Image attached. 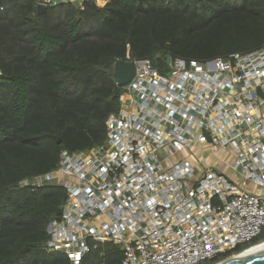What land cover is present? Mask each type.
Instances as JSON below:
<instances>
[{
    "label": "built area",
    "instance_id": "1",
    "mask_svg": "<svg viewBox=\"0 0 264 264\" xmlns=\"http://www.w3.org/2000/svg\"><path fill=\"white\" fill-rule=\"evenodd\" d=\"M125 60L136 72L103 144L62 150L55 170L25 181L66 189L44 248L71 264L106 242L121 247L120 264H202L264 242L252 244L264 232V45L170 57L166 73Z\"/></svg>",
    "mask_w": 264,
    "mask_h": 264
},
{
    "label": "trees",
    "instance_id": "2",
    "mask_svg": "<svg viewBox=\"0 0 264 264\" xmlns=\"http://www.w3.org/2000/svg\"><path fill=\"white\" fill-rule=\"evenodd\" d=\"M39 3L0 0V264H71L44 248L66 189L25 181L55 170L62 150L103 144L105 121L120 107L118 60L150 58L166 73L170 57L207 60L264 45V0L48 2L42 13ZM261 240L264 232L252 244ZM122 258L121 247L106 242L81 264Z\"/></svg>",
    "mask_w": 264,
    "mask_h": 264
},
{
    "label": "water",
    "instance_id": "3",
    "mask_svg": "<svg viewBox=\"0 0 264 264\" xmlns=\"http://www.w3.org/2000/svg\"><path fill=\"white\" fill-rule=\"evenodd\" d=\"M47 7L46 3L38 4V12L42 13ZM136 66L133 61L125 59L118 60L114 65V76L119 86L128 84L134 77ZM60 142V140H58ZM222 264H264V251H260L247 256H231Z\"/></svg>",
    "mask_w": 264,
    "mask_h": 264
},
{
    "label": "bare ground",
    "instance_id": "4",
    "mask_svg": "<svg viewBox=\"0 0 264 264\" xmlns=\"http://www.w3.org/2000/svg\"><path fill=\"white\" fill-rule=\"evenodd\" d=\"M260 251H264V242H262L261 244H256L253 245L251 247H249L248 249H246L245 251L241 252L240 254L236 255V257L238 256H247V255H251ZM224 262L218 263V264H222Z\"/></svg>",
    "mask_w": 264,
    "mask_h": 264
},
{
    "label": "crops",
    "instance_id": "5",
    "mask_svg": "<svg viewBox=\"0 0 264 264\" xmlns=\"http://www.w3.org/2000/svg\"><path fill=\"white\" fill-rule=\"evenodd\" d=\"M42 3H52V4H56V3H60V2H66V1H72L76 4H81L84 0H39ZM108 0H96L97 4L100 6H103L107 3ZM253 189L257 190L255 187H252Z\"/></svg>",
    "mask_w": 264,
    "mask_h": 264
},
{
    "label": "rangeland",
    "instance_id": "6",
    "mask_svg": "<svg viewBox=\"0 0 264 264\" xmlns=\"http://www.w3.org/2000/svg\"><path fill=\"white\" fill-rule=\"evenodd\" d=\"M198 155L200 156V153H198ZM217 156H216L217 158H213L212 159L213 165H215L218 168H223L226 171L227 174H231L230 170L220 160H218V158H219L220 155H217ZM231 175H233V174H231Z\"/></svg>",
    "mask_w": 264,
    "mask_h": 264
}]
</instances>
